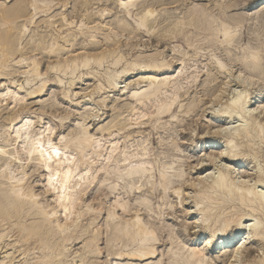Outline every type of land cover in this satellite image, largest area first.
Wrapping results in <instances>:
<instances>
[{"label": "bare ground", "instance_id": "bare-ground-1", "mask_svg": "<svg viewBox=\"0 0 264 264\" xmlns=\"http://www.w3.org/2000/svg\"><path fill=\"white\" fill-rule=\"evenodd\" d=\"M55 1L57 0H16L17 6H13L14 8L12 7L13 9L11 10H7L6 7H3L5 6L4 2L1 3L0 0V80H9L11 82L8 83L11 86L0 85V107L3 103L8 106L12 104L11 110H15L27 98L34 99L40 97L49 82H55L57 86L62 87L63 81L67 79L69 81L66 86L70 89L76 82L82 83L83 80L88 79V76H92L93 79L97 78V82H105L106 88L112 90V92L126 90L123 92V96L126 95L124 98L131 102L129 107L130 117L128 116L127 120L134 122H128L129 124L126 123L127 125L142 126L143 122H141V119L144 118L145 120L147 118L146 121L153 120L154 122H158L163 118L174 119L177 116H173L174 105L177 101H180L179 98L187 93L189 89L186 88H189L190 84H195L198 79L196 71L192 74H187L189 71L187 72L188 66L184 60L186 56L185 52H182L183 54H175L182 51L176 50V45L174 48L176 52L172 54H181V56H173L170 61H167L168 58L167 60L158 59L160 56L135 57L127 60L121 51V47L124 44L120 43L122 38L118 37L119 41L111 40V37L114 38L115 35L117 38L118 35L113 31L112 27H109L108 23L107 30L109 33H103L105 34V36L103 35L104 41H106L103 43H106L105 45L107 46L105 49L95 51L97 49L91 50L93 48L89 47L85 49L86 47L82 46L84 50H82V53L71 55L72 52L70 53L68 50L70 49L71 42L74 43L78 37H83L84 41H95L96 36L94 34L97 33L96 31H98L100 26L97 25L98 28L97 26L87 27L84 19L80 18L79 26L77 27L76 24L74 27H71L75 21L69 22V19H66L67 17L64 14H60V24L63 23V26L68 29L64 28L66 30L57 31L55 34L53 33L54 36L51 34L52 36L49 37L47 36L48 34L43 36L42 34H37V32L31 33L30 35L32 36L28 35V39L25 37L26 39L24 40L28 27L38 26V24L36 25V17L49 14L53 10V7L58 4ZM59 1L63 3L61 5L62 8L68 4V0ZM71 1L75 3L74 6H79L83 12H88V14L89 11H86L88 6L99 5L102 2L109 3L116 10V13L120 15H118V18H114L116 19L114 23L113 21L110 22L115 26V29L120 30L119 33H127L131 37H137L141 31H144L148 38H153L156 43L182 39L187 49H192L195 56H202V52H207V65L213 68V71L216 70L224 76L225 87H228L231 83H235L238 87H243L244 92L241 95L237 94V97L235 96L236 98L234 97L235 99L224 110L226 117L233 118L234 115L239 116V121H237L239 124L235 128L233 126L234 129L229 131L225 127L224 132L222 131L225 133V135L222 133L224 141L221 144L212 143V147H215L217 150L213 157H210V155L206 157L215 163L213 164V171L197 179L196 184H193L194 182L191 184L190 182V188L193 187L192 189H195L194 194H190L191 197L188 196L192 200L191 203L193 205L191 208L182 211L186 216L194 215L192 216L193 230H196V233L197 229L199 232L205 233L207 236L205 243L198 246L199 248L189 249L175 242L176 240L174 241L171 238L172 234L170 232L169 242H167L169 249L163 253L166 255L167 260L164 264H217V261H215L217 259L214 260L211 257L213 251L223 252L222 257H224V261L227 264H241L243 259L242 254L247 251V246L251 242L256 240L264 244V192H262L263 190L258 191L255 188L256 184L264 186V176L259 171L253 173L256 174L254 180L257 179V183L254 184L253 182L254 185H252L248 180L249 177L251 178V174L246 176L248 178L246 180L241 177L240 179L239 175L237 177L235 174L240 164H243L244 160H246L244 159L245 157L252 158V161L256 163L258 157L254 151V147L264 138V124L260 120V115L264 114V105L260 101L263 93L261 87L264 83L262 85L259 82L264 79V37H258L256 45L251 46L248 44L244 48L240 46L241 50H238L240 52L237 58H229L228 63H225L216 54L218 51H221L228 55L233 44L241 42L240 38H238L240 35L236 32L239 24L242 22L241 20L226 19L229 23L231 22V25L233 23L235 25L229 26V24L225 23L227 22L225 15L223 16V21H218L219 19L216 20L212 14L207 12L208 10L202 8H199L200 10L198 9V11L191 10L186 14L187 16L185 15L180 19L167 17L165 12L159 14L154 9L155 6L163 7L171 3L176 4L179 0H142L144 2L142 6H138V0ZM138 7L141 10L137 14H133L134 11L138 10ZM231 7L232 5H228L226 8L224 6L223 11ZM223 11L220 12L224 14ZM78 14L80 15L79 12ZM85 14H82L83 16L81 17L88 20L90 16ZM97 14L100 19H103L106 14L108 15V11L107 9H102ZM133 15L136 16V19L135 22H131V25L129 18L133 17ZM50 16L46 20L48 22H44V20L40 22L42 19L39 22L52 26L54 21L49 22V19L52 20ZM158 16L160 19L168 20L165 27H161L162 29L156 30L158 31L156 32L154 27L160 25L157 21ZM74 18H76V15L72 17V19ZM169 20H172V22L168 23ZM88 21L90 23L91 20L89 19ZM99 24L101 25V23ZM71 28H77L76 32L69 31ZM186 28H191L193 32L192 36H186L188 33L185 35ZM103 29L105 28L103 27ZM99 30L101 31L102 28ZM188 32L190 33V31ZM64 33L65 35H63ZM198 38L202 39L204 44H197L198 40H200ZM126 40L128 39L126 38ZM131 43L126 46H131ZM242 44L244 45V43ZM141 46L143 45L141 44ZM62 52L66 56L59 58V56L63 55H60ZM37 55H43L48 61L52 60L47 63L45 72H42V61L36 58ZM173 60H175V63L178 62L177 67H172ZM234 60H237L240 66V71L236 73H232L231 71ZM207 65L206 67L208 68ZM14 67L21 68L23 71L16 74L18 70H10V68ZM194 68L195 70L197 69L196 67ZM93 69H98L102 72L100 74L95 72L94 74ZM80 70H84L85 72L79 73ZM207 72L209 71L207 70ZM15 74L19 79H23L26 85H30L28 90H25L19 84V81H14ZM210 75L211 72L209 73ZM130 76L138 78L128 84L124 81L121 82V80ZM210 80L212 81V79ZM35 83H39V85ZM121 83H125V85L123 87L119 86ZM102 87V84L97 83L94 88L101 90L103 89ZM249 87L251 89L246 90ZM251 90L255 91L253 98L247 92ZM181 91L184 92L181 94ZM206 91L212 92L211 88H207ZM222 92L220 93L223 94ZM70 94V90H64L62 92L63 100L64 98L68 100ZM77 95L78 92L73 93L74 97ZM218 97H220V94L214 98L217 99ZM251 101H253V104L250 105V108L253 107V109L248 110L247 105L251 104ZM192 105L190 104V106ZM179 106L178 109H181L184 105ZM185 108L190 107L187 105ZM92 109L88 108L86 111L90 110L91 115L95 114ZM182 110L177 112H181ZM87 112H84V116L88 118L90 114H86ZM181 115L183 116V113ZM84 116L82 117V122H77L72 133L65 136L58 135L56 143L52 139L55 130L50 123L34 130L33 117L16 113L10 120L8 119L9 123L7 127H4L3 133H0V245L2 244V247H7L9 246V242L19 243V247L23 248V251L19 254L20 256L28 253L33 255L29 259L31 263L29 262L28 264H92L90 261L94 259L91 260V257L98 258L101 253L98 248V241L104 233L99 234V236L98 230H103V228L91 229V234L87 239H84V236L87 234V227L84 230V227L81 228L79 224L82 218L89 217L91 222L88 225L92 228L91 226L95 223L94 221L104 209L106 211V219L104 218L105 223H103L105 227L102 226L105 228L106 233L105 252L109 258L108 261H125V263L113 262L112 264H134V262L145 263L154 260L158 256L157 247L155 246L160 243V239L154 227L155 222L151 220L150 195H145L149 198L141 197H144V189L149 188L151 191L154 190L152 191L153 193L158 190L162 197V203V200H165V195L169 194L167 192L172 191V194L178 200L177 205L181 207L184 202L181 197V189L180 187L176 189L173 186L174 182L172 179H178V182L182 183L184 182V178L180 172L177 173L174 170L173 163L166 162L168 158H164L165 162L160 161V156H164L160 155L161 153L159 156L157 155L158 157L151 158L147 150L146 144L148 143L144 140L140 144L138 143L137 146L135 145V150L133 148V151L129 152V149L133 146H127L126 140H130L131 136L128 134L123 135L125 132L123 134L120 132H123L125 129L129 130L131 127L128 128L126 124L122 125V123L119 125L115 121L112 122L113 124L110 122L111 126L108 123L107 126L103 127L101 125L102 127L98 128L101 136L95 138L94 134L90 133L88 124H85L87 118L85 119ZM139 120L140 123L138 122ZM38 122L41 124L42 119L39 118ZM158 123L162 124L161 122ZM225 131L228 132L226 133ZM217 134L219 135V133ZM158 138L160 137L158 136ZM120 142L124 144H122L123 148L119 145ZM160 143L161 141L159 145ZM53 150L58 151L59 156L53 155ZM227 159L231 160V164L228 167L220 168L216 165V163ZM31 162H33L36 170L43 169V172H45L44 175L42 174L45 181L44 188H46L44 192L47 195L51 194V205L42 200L44 197L39 198V195L27 185V181L25 182V179H28L25 168ZM201 164H203L202 161L198 163V165ZM16 172L17 174H15ZM94 185L105 187L109 194L118 191L117 189L120 187L121 189L119 190H125L123 194L127 198L132 196L135 199V203L130 205L125 198H121L120 194H117L111 208L107 206L105 208L97 197L95 200L98 202L99 211L97 212V209L92 204H86L83 201L87 191ZM154 186H157V188L155 189ZM262 188L264 189V187ZM136 195H140V197ZM190 199L187 198V200ZM157 201L159 200L157 199ZM168 208L169 210H173L172 205ZM118 210L119 212L121 211V215H118ZM142 210L145 211L148 221L150 219L154 223L152 224L153 226L150 221L147 222L146 219L145 222L142 219L143 217H140V212H143ZM163 214V212L159 211L156 215L159 222L163 218ZM125 217L128 218L126 219ZM229 231H233L230 237H228ZM10 237H13L14 240L12 239L8 243L5 242ZM73 242L82 243L83 245H81V250H78V254H74L75 257L73 256L74 258L69 261L68 258L71 256L68 252V246ZM262 248L264 249V246ZM160 257L162 256L160 255ZM14 259L10 255H6L2 258L0 264H11ZM22 263L20 262V264ZM147 264H162V260L159 259L157 263L151 262ZM246 264H264V253L260 258H254V260Z\"/></svg>", "mask_w": 264, "mask_h": 264}, {"label": "rangeland", "instance_id": "rangeland-1", "mask_svg": "<svg viewBox=\"0 0 264 264\" xmlns=\"http://www.w3.org/2000/svg\"><path fill=\"white\" fill-rule=\"evenodd\" d=\"M123 1H127V0H123ZM57 2H58L57 6L55 5L53 7V10L49 12V14L52 17L49 14H46V16H42V17L40 15H39L40 17L37 16V17H39V18L36 17V22H37L36 25L38 24V26H34V27L29 26L27 31H26V34L24 36V40L26 38L28 39L29 36L31 37L32 36V35H30L31 33L33 34V33L37 32V34L39 33V34H42L43 36L45 34H48L47 36L49 37V36H52L53 33L55 34V32H57V31H64V30L68 29L67 27L63 26L64 25L63 23L60 24V19H61L60 14H64V16L67 17L66 19H69V22L75 21V23L71 27H74L76 24L78 27L80 24V20H81L80 18L84 19V23L87 25V27H92V26L96 27L97 25L100 26L99 28L97 26L99 32L96 31L97 33L95 32L96 34H94L96 36L95 41L94 40L93 41H90V40L84 41L85 39L83 37H81V38L78 37V39L76 38L77 40H75V42L73 41L74 43L71 42L70 47H69L70 49H68L70 53L72 52L71 55L82 53L84 51L82 49V46L83 47L85 46L86 47V48L84 47L85 49H87L89 47V48H93L91 50L97 49L95 51H99V50H103V49H105V47H107L105 45L106 43H103V42H106V41H104L105 34H107V32L109 33V31L107 30L108 29L107 26L109 23V25H110L109 27H112L113 31L118 35L116 38V36L114 34H112V35H114V38H113V37H111V34H110L111 40L112 41H114V40L119 41L122 38L120 40V43L121 44L124 43V44L121 47V51L123 52V54L127 60H130V59L135 58V57H151V56L156 57V56H160V57H158V59H160V60L166 59L167 60V58H168L167 61H170L173 56L174 57L175 56L180 57L181 54H183L182 52H185L186 56L184 57V60L186 61V65L188 66L187 72L189 71L187 74L189 75V74H192L193 72L196 71V73L198 75V79L196 80L197 82L195 84H190L189 88H186V89H189V90H187V93L185 95H183L181 98H179L180 101H177V103L174 105L173 116L177 115V116H175L176 119L174 118L175 120L171 119V118H163L162 120L158 121V122L162 123V124H159L158 122H154L153 120L152 121L151 120L146 121L147 118H146V120L144 118V119H141L142 120L141 122H143L142 126H140V125L137 126L134 124H132V125L126 124L128 122L129 123H134V122L127 120V117L130 115L129 107H130L131 102L126 100V98H124V97H126V95L123 96V92L126 91L125 89H123L124 91L120 90V92H112V90H110V89L108 90V88H106L105 82H103V81L97 82V78L93 79L92 76H88V79L83 80L82 83L76 82V84L74 86H72L73 88L71 87L70 89H68V86H66L67 82L69 81L67 79L64 80L63 84L61 85L63 88L60 86H57L55 82H49L47 84L46 89L40 95V97H37L34 99H28L27 98V100H25L20 107H16L15 110H11L12 104H10L9 106L4 105L5 103L1 104V107H0V133H3V128L7 127V124L9 123L10 118L12 116H14L16 113L33 117L32 121H34L33 122L34 123V127H33L34 130H37L38 128L43 127V125H46L47 123H50L54 127V130H55L54 131L55 134L52 136V139L54 140L55 143L57 142V136L58 135H64L65 136V135H69L70 133H72L73 128L76 127L75 125L77 124V122L83 121L82 117L85 115L84 112H87L86 109H88V108H90V110L93 108L92 111H93V113L95 112V114L91 115L90 110H88V112L86 114L89 113L90 116L88 118H87V116L86 117L84 116L85 119L87 118L85 120V124L86 125L88 124L87 126L89 128V131L91 134H94L95 138H99L101 136V134L98 131V128H100L102 126L103 127L107 126L108 123L110 124V126H111V123L114 121H115V123H117L119 125H121V123H122V125L126 124L128 128L129 127H131V128H129V130L125 129L123 132H120V133L123 134L125 132L123 135L128 134L131 136L129 138L130 140H128V139L126 140L127 146H129V145H131L129 147L133 146L131 149H129V152L133 151L132 150L133 148L135 150L138 143L140 144V142H142L144 140V141H146V143H148L146 145H147V148H148L147 150L149 151L151 158L158 157L159 154L161 153L160 155H164V156H160L161 158L159 157L160 161L165 162L166 161L165 159L168 158L166 162L167 163L168 162L173 163V167L175 168L174 170L177 173L180 172V174L184 178V182H182V183H179L178 179L174 178V180H177V181H174L172 179V181L174 182L173 186L176 189L179 187L181 189V193H182L181 197H182V200H184L181 207H179L177 205L178 200L172 194V191L167 192V193H169V194H167L168 196L165 195L166 196L165 200L163 199L162 203H161L162 197L160 196L158 190L153 193L152 191H154V190L151 191L149 188H147L148 190L144 189V191H145L144 197L141 195L142 196L141 198H145V197H148L150 195L149 197L151 199V202H150L151 210H152V213H154L155 215L152 214L151 212L150 213L152 216L150 214L149 215L152 217L151 220H153L155 222L154 227H155L156 233L160 239V243L155 246V247H157V254H158L156 259L150 260V261L145 262V263L134 262V264H147V263H151V262L157 263L159 261V259L162 260V264L166 263L167 262L166 257H165L166 255L163 253L167 252L166 250L169 249V247H168L169 245L167 244V242H169L168 239H169V233L170 232H171L170 234H172L171 238L174 241L176 240L175 242H178V244L183 245L189 249L197 248L198 246L205 243L207 236L205 235V233L203 234V232H201V231L199 232L198 229H197V233H196V230H193V217L192 216H194V215L186 216L184 212H183L184 214L182 213V211L191 208V206L193 205L191 203L192 200L190 199L191 195L194 194V190H195V189H192L193 187L190 188V185L192 184V182H194L193 184H196L197 179H199L200 177H203L205 174L209 173L210 171L211 172L213 171V168H214L213 164H215V163L211 162V160H209L207 158L209 155H210V157H213V155L215 154V151L217 150L215 147H212L213 144H216V143L221 144L224 141L223 136H222V133L224 132V130L226 128L228 131L232 130L235 127H237L236 125L239 124V122H237V121H239V116L234 115L235 118L234 117L233 118L226 117V113L224 110H226V106L231 101H233V99H235L237 97V94L241 95L244 92L243 87L242 86L238 87V85H235V83H233V84L231 83L228 87L227 86L225 87L224 76L222 74H220L219 72H217L216 70L213 71L212 70L213 68H211L210 66L207 65L208 64V61H206L207 60V56H206L207 52L206 51L202 52L201 53V54H203L202 56H195L192 49H190V48L187 49V46H186V44H184L182 39L156 43V41L153 38L149 39L146 32H144V31H141L140 34L138 33L139 35L137 37H134V36L131 37L126 32H125L126 34H123L122 32L119 33L120 30L118 31V29L116 28L117 29V31H116V29L114 28L115 26L110 22L113 21V23H114V21L116 20L114 18H118L120 15L116 13V10H114L113 6L109 5V3L106 4V2H102L99 5L95 4V5L88 6V8H87L88 10L86 9V11H89V14H88V12H83V10H81V8L79 6H77V5L74 6L75 3L71 0H68V4L66 5V7H64L65 10H64V8L61 7V5H63V3L60 2L59 0L55 1V3H57ZM148 2L150 3V1H148ZM1 3H3L5 5V6H3V5L2 6L4 8L6 7L7 10H11L17 6L16 0H1ZM137 3L139 4L138 6H142V4H144V2L142 0H138ZM228 5H232V7L227 9V10L225 9L224 10L225 12H224L223 11L224 6L226 8V6H228ZM54 8H57L58 10L54 9ZM199 8L200 9L202 8L204 10H208L207 12L212 14V16L215 17L216 20L219 19L218 21H220V20L223 21L224 15H225V20L226 19H235V20L237 19L239 21L240 20L242 21L236 30L237 34L240 35L238 38H240L239 40H241V42H239V43L235 42L233 44V46L230 48L231 50H230L228 55L226 53L221 52V51H218L216 54L217 57L225 63H228L229 58L230 59H232V58L236 59L237 55L240 52V51H238L239 49L241 50V48H244V46L245 45L247 46L248 44L251 46L256 45L257 41H258L257 38L258 37H262V38L264 37V0H193V1L192 0H179V2H177L176 4L171 3V4L163 6V7L155 6L154 9H156L157 13L159 12V14L165 12V14H167V17H170V18L172 17L174 19H177V18L180 19V18H183L186 14H188L191 10L192 11H198ZM102 9H107L108 15L106 14L107 17L105 16V17H103V19H100L97 16L98 15L97 13ZM139 10H141V9H139V7H138V10L134 11L133 14H137L139 12ZM220 11L221 12L223 11L224 14H222ZM78 12L80 13V15L78 14ZM81 12H82V14L86 13L87 15L90 16V18H89L91 20L90 23L88 21L89 19L88 20L86 19L88 21V24H87V21L85 20V18L81 17V16H83L81 14ZM93 13H95L96 15ZM75 15H76V18L72 19V17ZM49 16L52 19V20L49 19V22L54 21V24H53L54 26L53 25L49 26L47 24L45 25V23H40V22H43V20L45 22ZM161 16H162V14H161ZM135 17L136 16L133 15V17L129 18L130 19L129 23L131 25H132L131 22H135V19H136ZM40 19H42V21L39 22ZM94 19H95V21H94ZM257 19H258V21H257ZM259 19H260V21H259ZM167 20L168 19H166V21L163 19H160V17L158 16L157 21L159 22L160 25L156 26L157 29H156V27H154L155 31L162 29L161 27L164 28L166 23H167ZM55 21H56V23H55ZM97 21H100V22H97ZM164 21H165V23H163ZM46 22H48V21H46ZM93 22H94V24H93ZM170 22H172V20L168 21V23H170ZM99 23H101V25ZM104 23H106V24H104ZM225 23L229 24V26H235L233 22H232L233 23L232 25H231V22L229 23V21H227ZM58 26H59V28H58ZM36 27H38V28L36 29ZM103 27L106 30L103 29ZM64 28H66V29H64ZM100 28H102L101 31L99 30ZM76 30H77V28L76 29L71 28V30H69V31H75L76 32ZM188 31H190V33ZM156 32H158V31H156ZM191 32H192L191 28H186L185 35L188 33V35H186V36L190 37L193 35V32L192 33ZM103 33H105V34H103ZM63 35H65V33ZM97 35L100 36L101 38L98 37ZM78 36H80V35H78ZM102 37H103V40H102ZM118 37L120 39H118ZM130 37H131V39H130ZM126 38L128 40H126ZM198 39H200V38H198ZM123 41H125V42H123ZM126 41H128V43H126ZM61 43H62V41H61ZM96 43L99 45H97ZM130 43L132 44L131 46L130 45L126 46L127 44H130ZM198 43L204 44V42H202V39L198 40L197 44ZM242 43H244V45ZM93 44H95V45H93ZM141 44L143 46H141ZM23 45H24V41H23ZM100 45H102L103 47ZM175 46H176V48H175ZM240 46H241V48H240ZM174 48L178 51H180V50H182V51H180V52L177 51L178 53H175L176 51ZM172 53H175V54L181 53V54L180 55H175V54L173 55ZM36 54H38V53H36ZM60 55H62V56H59V58L66 56V55H64V52H62ZM36 58L38 60L42 61V65H43L42 72H45L47 63L51 62L52 60L48 61L43 55H37ZM187 58H188V60H187ZM176 59H178V58H176ZM175 60H173L174 63L172 64V67H177L178 62L175 63ZM206 65L208 66V68L206 67ZM194 67H196L197 69L195 70ZM19 69H21V68H15V67L10 68V70H15V71L18 70L16 72V74H19L23 71V69H21V70H19ZM93 70H94V72H93ZM93 70H92V72L94 74H95V72H98L99 74L102 72L101 70H98V69H93ZM207 70L209 72H207ZM173 71H174V68H173ZM231 71H232V73H236V72L240 71V66H239V63L237 62V60H234V62L232 63ZM84 72H85L84 70L79 71V73H84ZM206 72L208 73V75ZM210 72H211V75L209 76ZM135 73H138V72H135ZM89 77H91V78H89ZM208 77L210 79H212V81ZM137 78H133V76H130L129 78L121 80V82L124 81L125 83L128 84V83H131L132 81L136 80ZM14 81H19V84L22 85L25 90L29 89L30 85H26L24 80L19 79V77L17 75L14 77ZM259 82L263 85L264 79L260 80ZM8 83H11V82L9 80H7V81L6 80H0V85H2V84L8 85ZM50 83H53L54 85L50 84ZM97 83L102 84V86H103L102 87L103 89H101L102 91L94 88ZM125 83H121L119 86L123 87L125 85ZM35 84L39 85V83H35ZM8 86H11V85L9 84ZM207 88H211L212 92H207L206 91ZM248 89H251V87L246 88V90H248ZM261 89L263 90V93H262V98L260 99V101L262 102V105H264V85L261 87ZM64 90H66V91L70 90L71 91V94H70L71 96L69 95L70 98L68 100L65 98L63 100L62 92ZM104 90H107V91H104ZM184 91H181V94ZM219 91L220 92L223 91L222 92L223 94H221ZM77 92H78V95L76 97H74L73 93H77ZM105 92H107V93H105ZM247 92L249 93V95H251V98L254 97V95H255L254 90L247 91ZM89 93L90 94L92 93V94L90 95ZM253 93H254V95H253ZM219 94H220V97H218L217 99L214 98V97L218 96ZM101 100H103V101L105 100L104 101L105 103ZM188 103H190L191 105L193 104V105L190 106V104H188ZM252 104H253V101H251V104L247 105L248 110L253 109V107L250 108V105H252ZM179 105L180 106L184 105V106H182L181 109H178ZM187 105H188V107H190V108L192 107V108L191 109L185 108V106H187ZM183 107L185 108V110L186 109L187 110L185 111ZM179 110H182V111L177 112ZM182 113H183L184 117L181 115ZM179 115H181V116H179ZM220 115H222V116H220ZM223 115H225V116H223ZM263 115L264 114L260 115V120H261L262 124H264V116ZM39 118L42 119L43 124L42 123L40 124L38 122ZM124 120L125 121L127 120V121L125 122ZM58 122H60V123L57 124ZM138 122L140 123V120ZM164 123H166V124H164ZM153 126H154V128L152 129ZM159 126H161V127H159ZM233 126H234V128H233ZM229 128H231V129H229ZM165 129H166V131H165ZM228 131H225V132L227 133ZM217 133H219V135ZM223 134L225 135V133H223ZM263 134H264V132H263ZM120 136H122V135H120ZM158 136L160 138H158ZM105 137H107V136L105 135ZM263 137H264V135H263ZM134 140L135 141L137 140L136 143ZM158 140H159V142L161 141L163 146L161 143L159 145ZM172 141H174V142H172ZM122 144H123L122 142H120V144H119V145H121V148H123V145H124V144L123 145ZM172 145L176 146L177 148L175 147L176 148L175 149L174 146H172ZM254 149H255L254 151L257 153V157H258V160H256V163H255V161L254 162L252 161V158L250 159V157H248V158L245 157L244 159H246V160H244L243 164H240L239 168L237 169L238 171H236V173H235L237 175V177L239 175V178L240 177L242 179L245 178V180L248 179L246 176L248 174H251V178L249 177L248 180H249L250 184H252V185L257 183V181H256L257 179L254 180L256 178V176H255L256 174H253V173H256V171H259L264 176V138L261 140V142L257 143V145L254 147ZM173 156H175V157H173ZM162 158L163 159L165 158V159L163 160ZM200 161H202L203 164H206V165H203V164L198 165V163ZM21 163L25 164L24 162H21ZM230 164H231V160H229V159L220 161L219 163H216V165H218L220 168H226V166L228 167ZM27 165L28 166H26L25 171L27 173L26 177L28 179H25V182L27 181V185H29L33 189V191L37 195H39V198L44 197L42 200L46 201L47 204L51 205L52 204L51 203L52 197L50 196L51 194L47 195L44 192L46 190V188H44L45 187V185H44L45 181L43 178V175L45 173V172H43L44 170L43 169L42 170L39 169L40 171L36 170L33 162H31L30 164H27ZM255 165L257 167H259V166L260 167L257 168ZM254 167H255V169H254ZM15 174H17V172ZM154 180H155V178H154ZM190 182H191V184H190ZM253 182H254V184H253ZM257 185H259V184H256L255 188L258 191L263 190L262 192H264V189L262 188L264 186H260V185L257 186ZM154 187H155V189L157 188V186H154ZM119 189H121V188L119 187L117 189L118 191L114 192L113 194H109L105 187H98V186L94 185L87 191L86 196H84L83 201L86 204H92L93 207L95 209H97V212H98L99 211L98 210L99 209L98 208V202L95 201L97 197H98V200H100L101 203L105 206V208H107V207L111 208V206L114 202V199H116L115 197H117V194H120L119 196L121 198H125V200H127L130 205H133L135 203V199L132 198V196L130 198H127V196L125 194H123V192L125 190L123 191V190H119ZM150 192L153 194H151ZM145 195H148V196H145ZM136 196H138V195H136ZM188 196H190V197H188ZM105 197H106V199H105ZM138 197H140V195ZM187 198H189L190 200H187ZM157 199L159 201H157ZM163 202H167V203H163ZM162 204L164 205V207ZM165 204H167V205H165ZM170 205L173 206V210H169L168 207ZM104 206H102V207L104 208ZM161 206H162V208H161ZM158 207H160V208H158ZM155 208H157V209H155ZM158 209H160V210H158ZM142 211L143 212H140V214H141L140 217L141 218L143 217L142 219H144V221L146 219H147L146 220L147 222L150 221L151 225L154 224L151 222L150 219L148 221V217L146 216L145 211L144 210H142ZM159 211L164 213L163 218H161L160 222L156 218L157 217L156 215L159 213ZM118 215H121V211L119 212V210H118ZM105 216H106V211L103 209L101 214L94 221L95 223L93 224V226L90 225L92 228H90L88 225L91 222L89 220V217L82 218L81 223L79 224V226L81 228L84 227V230L87 227L86 228L87 234L84 236L85 238L83 237L84 239L88 238V236L91 234V229H93V228H96V229L103 228V230H104V231L102 229L98 230L99 231L98 235L99 234L101 235V233H104L101 236L99 235L100 238L98 241V248L100 249L101 253L98 256V258L97 257H91V260L94 259L93 261H90V263H92V264H112L114 262V261L113 262L108 261L109 258L107 257V253L105 252L106 233H105V228H104L105 226L103 225V223H105L104 221L106 219ZM125 218L127 219L128 217H125ZM96 226H98V227H96ZM157 226H158V228H157ZM232 233H233V231H229L228 237H230V235H232ZM167 234H168V236H167ZM7 238H9V237H7ZM12 239L14 240L13 237L12 238L10 237V239H7L8 241L6 240L5 242L8 243ZM73 243L70 246H68V249H69L68 252H69V255L71 256L68 258L69 261L75 257L74 254H76V253L78 254V250H81V248H82L81 245H83L82 243H76V242H73ZM8 244H9V246H7V247L4 246L5 249H3L4 247H2V244L0 245V261L6 255H10L11 258H15L11 264H15V263L20 264V262H23L22 264H28L30 262L29 259H31V257H33V255L28 253L29 255L25 254L24 256H20L19 254H21L20 252L23 251V248L19 247L20 246L19 243H13V241H12V242H9ZM15 244H17L18 246ZM263 246H264V244H261L256 240H254V242H251L250 245L247 246V249H246L247 251L244 252V254H242L243 259H242L241 264H246L247 262L254 260V258L256 259V258H260L261 255L263 256V253H264V251H262V250H264L262 248ZM19 250H21V251H19ZM11 254L13 257L11 256ZM37 254H38V252H37ZM160 255L162 257H160ZM222 255H223V252L219 253L218 251H213L211 257L214 260L217 259V260H215V261H217V264H227V262L224 261V257H222ZM21 257L22 258L25 257V258L22 259ZM164 257H165V259H164ZM22 260H24V261H22ZM26 260H27V262H26ZM18 261H20V262H18ZM75 261H77V260H75ZM107 262H109V263H107ZM116 262H119V261H116ZM116 262H114V263H116ZM119 263H125V261L119 262ZM68 264H70V263H68Z\"/></svg>", "mask_w": 264, "mask_h": 264}, {"label": "snow or ice", "instance_id": "snow-or-ice-1", "mask_svg": "<svg viewBox=\"0 0 264 264\" xmlns=\"http://www.w3.org/2000/svg\"><path fill=\"white\" fill-rule=\"evenodd\" d=\"M53 155L59 156V152L56 150H53ZM211 243V241H209Z\"/></svg>", "mask_w": 264, "mask_h": 264}]
</instances>
